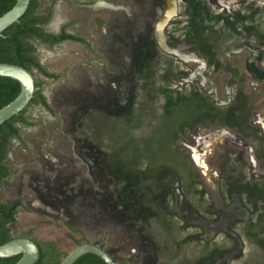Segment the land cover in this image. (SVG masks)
I'll use <instances>...</instances> for the list:
<instances>
[{"label": "rangeland", "instance_id": "374dc122", "mask_svg": "<svg viewBox=\"0 0 264 264\" xmlns=\"http://www.w3.org/2000/svg\"><path fill=\"white\" fill-rule=\"evenodd\" d=\"M38 3L87 44L32 41L60 76L32 70L53 112L9 142L11 236L57 263L85 238L118 264H264V0Z\"/></svg>", "mask_w": 264, "mask_h": 264}, {"label": "trees", "instance_id": "16d2710c", "mask_svg": "<svg viewBox=\"0 0 264 264\" xmlns=\"http://www.w3.org/2000/svg\"><path fill=\"white\" fill-rule=\"evenodd\" d=\"M15 1L16 0H0V16L12 8ZM38 6V0H30L26 11L19 18V21L8 26L2 32L0 35V63L19 65L29 71L35 68L45 77L57 79L60 75L49 73L39 62L32 41L38 40L41 43H47L51 46L64 40L78 41L81 43H86V41L83 38L65 32V25L61 27L60 34L47 32L43 26L49 22L52 16V7H50L46 13H38ZM43 84L44 81L35 82L34 95L27 106L31 104H40L48 111L53 112L39 90ZM19 91L20 84L17 80L0 76V108L12 101L18 95ZM26 108L27 107L0 125V180L10 174L8 166L4 163L10 140L13 138L17 140L21 139L20 124L31 125L25 116ZM20 206V199L11 202L0 201V244L13 239L10 234L9 225L16 221L17 209ZM83 240L84 242H90L85 238ZM33 241L39 250L38 259L34 264H59V262L57 263L54 261L57 254L50 244L43 245L38 241ZM44 246H47L49 249L45 250ZM98 246L105 249L103 243L98 244ZM19 257L20 254L0 258V264H14ZM73 264L106 263L95 254L87 253L78 258Z\"/></svg>", "mask_w": 264, "mask_h": 264}, {"label": "water", "instance_id": "95a60500", "mask_svg": "<svg viewBox=\"0 0 264 264\" xmlns=\"http://www.w3.org/2000/svg\"><path fill=\"white\" fill-rule=\"evenodd\" d=\"M30 0H16L8 11L0 16V35L10 25L19 21L26 11ZM0 76L15 79L20 84L18 95L9 103L0 108V125L9 118L17 115L25 107L27 112L33 104L27 106L35 90V79L32 71L19 65L0 63ZM92 253L101 258L106 264H118L114 258L103 248L92 242L76 245L60 260L59 264H73L82 255ZM20 254L14 264H34L39 256L35 242L27 237L13 238L0 244V258Z\"/></svg>", "mask_w": 264, "mask_h": 264}, {"label": "flooded vegetation", "instance_id": "af4514ba", "mask_svg": "<svg viewBox=\"0 0 264 264\" xmlns=\"http://www.w3.org/2000/svg\"><path fill=\"white\" fill-rule=\"evenodd\" d=\"M50 7H53L52 6V4L50 5ZM49 7V8H50ZM49 8H48V10H49ZM38 9V8H37ZM47 10V11H48ZM46 25V24H45ZM63 26V25H62ZM61 26V27H62ZM61 27L59 28V30L55 33V34H60V32H61ZM66 28H67V26H65V32H67V30H66ZM48 32V31H47ZM79 32H81V31H79ZM52 33V32H51ZM68 33V32H67ZM77 33V32H76ZM70 34H73V33H70ZM75 34V33H74ZM75 36H77V37H80V36H78V35H75ZM80 38H82V37H80ZM85 40V39H84ZM38 41V40H37ZM65 41H71V40H64V41H61V42H58V43H56V44H54V45H57V44H60V43H63V42H65ZM86 41V40H85ZM40 42V41H39ZM73 42H77V43H81V42H78V41H73ZM41 43V42H40ZM43 44H46V45H48V46H51V45H49V44H47V43H43ZM81 44H87V42L86 43H81ZM35 54H36V51H35ZM36 70L35 68H32L30 71H32V70ZM42 75V74H41ZM42 76H44V75H42ZM36 82V81H35ZM44 96V95H43ZM45 97V96H44Z\"/></svg>", "mask_w": 264, "mask_h": 264}]
</instances>
